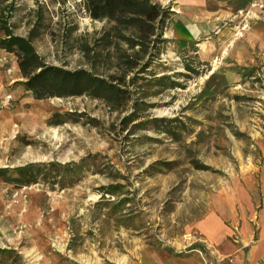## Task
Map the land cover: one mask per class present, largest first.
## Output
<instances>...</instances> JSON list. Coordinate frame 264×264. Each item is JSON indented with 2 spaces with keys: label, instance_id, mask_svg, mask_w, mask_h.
<instances>
[{
  "label": "rangeland",
  "instance_id": "374dc122",
  "mask_svg": "<svg viewBox=\"0 0 264 264\" xmlns=\"http://www.w3.org/2000/svg\"><path fill=\"white\" fill-rule=\"evenodd\" d=\"M150 2L166 16L149 36L124 18H92L86 0L14 2L8 26L33 32L44 62L105 83L38 101L16 85L18 72L0 94L13 96L0 112V264H136L144 247L185 255L218 200L238 230L247 205L258 228L264 51L244 41L177 42L167 31L176 0ZM254 11L222 26L245 40ZM3 52L1 65L17 64Z\"/></svg>",
  "mask_w": 264,
  "mask_h": 264
},
{
  "label": "crops",
  "instance_id": "0c3cea01",
  "mask_svg": "<svg viewBox=\"0 0 264 264\" xmlns=\"http://www.w3.org/2000/svg\"><path fill=\"white\" fill-rule=\"evenodd\" d=\"M176 3L177 13L174 14L167 31L177 42L192 40L196 43L212 40L221 49L229 44L228 42L232 41L238 47L239 42L244 41L246 47L256 45L264 51V9L254 11L255 18L251 21V29L246 33L245 40L234 38L232 26H222L223 21L228 18L235 17L237 22L236 18H240V13L249 12L255 3L264 5V0H176ZM196 45L200 47L202 44ZM3 54L0 49V56ZM3 59V66L0 64V94L7 93V88L20 79L17 64L12 63L10 68L5 67L7 62L4 61L7 58ZM3 203L4 188L0 183V210ZM250 211V207L245 206L246 215L241 216L243 221L238 230L233 225V209L226 208L223 201L218 200L215 209L195 225L200 241L195 246L198 247L193 246L190 253L185 255L163 248L144 247L138 254L136 264H264V188L257 229ZM239 212L240 210H236V213ZM232 235L238 237L236 244L231 240Z\"/></svg>",
  "mask_w": 264,
  "mask_h": 264
},
{
  "label": "trees",
  "instance_id": "16d2710c",
  "mask_svg": "<svg viewBox=\"0 0 264 264\" xmlns=\"http://www.w3.org/2000/svg\"><path fill=\"white\" fill-rule=\"evenodd\" d=\"M15 1L0 0V5L9 3L0 10V30L4 33L0 49L18 58L17 67L24 81L16 85L23 86L38 101L80 96L104 87L105 81L88 71L68 70L44 62L32 45L33 32L28 38L15 35L8 26ZM86 4L92 18H110L118 23L124 18L127 24L147 36L163 24L166 16V11L150 0H86Z\"/></svg>",
  "mask_w": 264,
  "mask_h": 264
},
{
  "label": "built area",
  "instance_id": "2783aa9c",
  "mask_svg": "<svg viewBox=\"0 0 264 264\" xmlns=\"http://www.w3.org/2000/svg\"><path fill=\"white\" fill-rule=\"evenodd\" d=\"M253 7L260 10L264 9V5L262 3H255ZM12 100L13 96L11 94L0 96V112L7 108L12 102Z\"/></svg>",
  "mask_w": 264,
  "mask_h": 264
}]
</instances>
